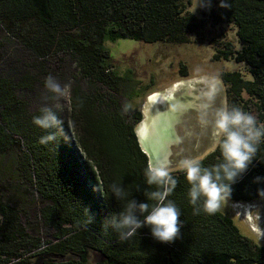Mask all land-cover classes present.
I'll use <instances>...</instances> for the list:
<instances>
[{
  "label": "trees",
  "instance_id": "1",
  "mask_svg": "<svg viewBox=\"0 0 264 264\" xmlns=\"http://www.w3.org/2000/svg\"><path fill=\"white\" fill-rule=\"evenodd\" d=\"M228 3L223 9L217 0L209 15L236 26L241 48L223 41L212 57L248 66L251 78L239 70L221 73L227 105L264 123V0ZM201 27L182 0H0V264H32L35 256L42 264H264V246L243 235L230 216L220 210L194 214L181 171L172 172L177 185L168 197L180 211V238L161 243L145 226L121 242L108 224L126 203L110 193L111 183L138 202L155 186L145 183L149 161L134 129L141 115L127 117L115 96L128 76L114 71L103 41L183 43ZM12 45L16 64L3 55ZM48 75L68 86L66 115L43 89ZM43 106L64 120L69 139L39 143L45 130L32 121ZM220 159L216 149L201 161L210 167ZM257 176L264 177V141L225 198H263L264 180L254 182ZM35 195L41 202L37 221L27 208ZM89 250L101 260L90 262Z\"/></svg>",
  "mask_w": 264,
  "mask_h": 264
},
{
  "label": "rangeland",
  "instance_id": "2",
  "mask_svg": "<svg viewBox=\"0 0 264 264\" xmlns=\"http://www.w3.org/2000/svg\"><path fill=\"white\" fill-rule=\"evenodd\" d=\"M182 3L185 10L191 12L202 23L198 32L188 33V42H144L131 38L103 41L109 50L108 59L114 71L128 76L126 86L115 94L127 117L133 112H139L141 120H147L150 124L148 115L155 117L161 111L171 119L169 130L165 128L170 138L165 141V150L159 158L158 165H167L172 172L179 171L177 169L179 161L185 158L202 159L214 149L211 128H203L198 122L199 89L186 83L192 76L193 69L200 67L205 74L218 77L221 91L214 107L227 103V85L221 78L222 72L239 70L244 78H251L245 63L236 62L234 59L214 60L212 57L216 46L221 45L223 41H230L236 49L241 48L236 26L226 21L214 22L209 15L216 7L217 0H210V6H206L207 0H182ZM1 31L0 28V41L3 39ZM15 47L6 46L3 55L16 64L14 57H11ZM172 89L176 91L173 92ZM157 93L163 95H160L159 99L158 95L153 100L148 99ZM243 97L247 99V93H243ZM55 104L64 115L67 114L70 107L68 87L66 96L62 100L57 99ZM150 134L159 136L155 129H151ZM28 201L30 218L35 219L41 202L36 195ZM219 210L233 219L243 235L264 246V197L249 203H234L224 198ZM37 225L40 226V223ZM39 230L42 234L45 233L42 227H39ZM101 258L98 252L89 250L90 262H98ZM42 260V256H35L32 258V264H42Z\"/></svg>",
  "mask_w": 264,
  "mask_h": 264
},
{
  "label": "clouds",
  "instance_id": "3",
  "mask_svg": "<svg viewBox=\"0 0 264 264\" xmlns=\"http://www.w3.org/2000/svg\"><path fill=\"white\" fill-rule=\"evenodd\" d=\"M206 6H210V0H207ZM218 6L230 8L228 0H219ZM186 83L199 89L198 122L203 128H211L213 150L219 149L221 162L205 167L201 159L185 158L179 161L177 169L184 174L190 185L188 196L194 214L200 211L215 214L220 209L221 201L231 194V186L242 178L256 158L258 146L264 141V123H258L254 115L239 107H229L226 102L214 107L221 91L220 81L216 76L205 74L200 67L193 69L192 76ZM67 87L62 86L52 75H48L43 81V89L52 93L56 99L62 100L66 96ZM160 95L163 93L158 94V99ZM43 99L47 100L48 97ZM39 112L40 115L34 116L32 122L45 130V134L39 138L40 144L47 145L61 137L69 139L70 134L65 131L64 120L58 118L52 107H40ZM141 121L134 125L135 134ZM144 177L146 185L155 186V190L144 192L146 201L154 203L138 202L130 198L129 192L121 184L111 183L110 193L117 200L126 203L123 211L110 216L108 224L118 234L121 242L129 240L139 229L147 226L155 240L171 243L181 237L183 225L179 209L168 199L176 188L177 180L167 165H148ZM253 180L261 182L264 177L257 176ZM136 187L139 190L140 186Z\"/></svg>",
  "mask_w": 264,
  "mask_h": 264
},
{
  "label": "water",
  "instance_id": "4",
  "mask_svg": "<svg viewBox=\"0 0 264 264\" xmlns=\"http://www.w3.org/2000/svg\"><path fill=\"white\" fill-rule=\"evenodd\" d=\"M162 116L163 115L161 113H158V115L155 116L156 118L153 117V119L156 120V123H155L156 127L152 126L151 125V121L149 120V122H150V124H149L150 125L149 134H150V130L151 129H155L157 135H159V136H153V135L150 134L154 138L155 142L157 143L156 145H157L159 157L163 154V152H164L163 150H165V141H167V139L170 138L169 134L166 135V130H162V127L164 128V126L161 125L162 121H164L163 120L164 116L163 117ZM142 121H143V119H142ZM142 121L137 125V128H136V135H137L140 147H141L142 151L146 154V156L148 158V161H149V165L150 164L151 165H158V161L154 157L155 156V152H153L148 146H145V145H143L141 143V138L139 137V134H138V127L141 125Z\"/></svg>",
  "mask_w": 264,
  "mask_h": 264
},
{
  "label": "bare ground",
  "instance_id": "5",
  "mask_svg": "<svg viewBox=\"0 0 264 264\" xmlns=\"http://www.w3.org/2000/svg\"><path fill=\"white\" fill-rule=\"evenodd\" d=\"M157 95H158V93L155 94L154 96L149 97L148 99L153 100ZM164 97H166V95H164ZM158 113H161V111ZM161 114L164 117L167 116V114H164V113H161ZM164 117H163L164 121H162V124H161L164 126V128L162 127V130H165V128H168V130H169L171 119H168L169 116H167L165 118ZM148 118L151 121V125L156 127V124H155L156 120L153 119V116L148 115ZM166 125H168V126L165 127ZM149 129H150V125L148 124V121L143 120L141 125L138 127V134H139V137L141 138V143L145 146H148L153 152H155L154 157L156 158L157 161H159V158L161 156L159 157V153H158V149H157V145H156L157 143L155 142L154 138L149 134ZM168 130L166 129L167 132H168ZM167 132H166V135H167Z\"/></svg>",
  "mask_w": 264,
  "mask_h": 264
},
{
  "label": "flooded vegetation",
  "instance_id": "6",
  "mask_svg": "<svg viewBox=\"0 0 264 264\" xmlns=\"http://www.w3.org/2000/svg\"><path fill=\"white\" fill-rule=\"evenodd\" d=\"M174 109V108H173ZM176 109V108H175Z\"/></svg>",
  "mask_w": 264,
  "mask_h": 264
}]
</instances>
